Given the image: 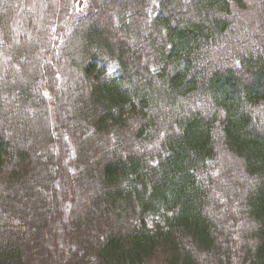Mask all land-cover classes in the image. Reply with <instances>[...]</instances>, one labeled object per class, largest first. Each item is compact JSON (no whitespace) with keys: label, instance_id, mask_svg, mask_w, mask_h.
Listing matches in <instances>:
<instances>
[{"label":"trees","instance_id":"1","mask_svg":"<svg viewBox=\"0 0 264 264\" xmlns=\"http://www.w3.org/2000/svg\"><path fill=\"white\" fill-rule=\"evenodd\" d=\"M232 254L264 264V0H0V264Z\"/></svg>","mask_w":264,"mask_h":264},{"label":"rangeland","instance_id":"2","mask_svg":"<svg viewBox=\"0 0 264 264\" xmlns=\"http://www.w3.org/2000/svg\"><path fill=\"white\" fill-rule=\"evenodd\" d=\"M67 15H63L60 16V19L63 18H67ZM230 169H234V172L239 173L240 171L236 168L237 164L235 163H231L230 162ZM231 174H233L232 170L230 171ZM218 179V178H217ZM220 179L219 178V184L217 183L215 186H213L211 188V204H210V208L212 210V215H210L211 217L213 216L217 222L218 225L221 226L223 228V232L224 230H226V232L229 234V236L232 238L233 240H236V248L239 251L241 246L244 244L240 243L241 242V236L238 238V235L235 233V231H240L242 233V231L239 229V224L241 223L242 228L244 229L243 223H244V219L241 220V215H237V216H230L231 210L226 206L227 203L231 204V202H225V195L227 194H222V187H230V192L229 195L230 196H234L236 197L237 195H239V193L241 192V189L244 188V186H247V183H245L244 185L238 181H234L233 185H230L229 182H225L223 183V181L220 183ZM227 179V177H226ZM218 182V180H217ZM245 186V187H246ZM215 187V188H214ZM240 190V192H239ZM232 191V193H231ZM229 212V213H228ZM212 218L213 221H215V219ZM246 226V225H245ZM225 227V228H224ZM247 228V227H246ZM235 237V238H234ZM238 238V239H237ZM71 251H75V247L71 246ZM232 254L231 259H232V263L231 264H239V258H238V254L235 255ZM234 257V258H233ZM64 258V257H63ZM226 258H224L225 260ZM222 260V264H223V259ZM157 261L154 262V264H158L156 263ZM225 264H228V261L225 260ZM241 264V263H240Z\"/></svg>","mask_w":264,"mask_h":264}]
</instances>
